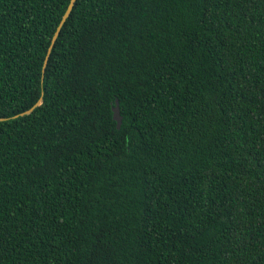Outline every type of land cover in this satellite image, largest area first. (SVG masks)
I'll list each match as a JSON object with an SVG mask.
<instances>
[{
    "label": "trees",
    "instance_id": "obj_1",
    "mask_svg": "<svg viewBox=\"0 0 264 264\" xmlns=\"http://www.w3.org/2000/svg\"><path fill=\"white\" fill-rule=\"evenodd\" d=\"M68 3L0 0V264H264V0H76L41 82Z\"/></svg>",
    "mask_w": 264,
    "mask_h": 264
},
{
    "label": "water",
    "instance_id": "obj_2",
    "mask_svg": "<svg viewBox=\"0 0 264 264\" xmlns=\"http://www.w3.org/2000/svg\"><path fill=\"white\" fill-rule=\"evenodd\" d=\"M76 3V0H69V3L51 37V40H50V44L47 48V51H46V54H45V57L43 59V63H42V68H41V82L43 81V78H44V73H45V69H46V66H47V63H48V60H49V57H50V54L52 52V49L54 47V44L60 34V31L62 29V27L64 26L66 20L69 18L71 12H72V9L74 7ZM42 102V98L40 97L38 99V101L32 106L30 107L29 109L17 114V115H14L10 118H0V122L2 121H6V120H10V119H15V118H18L20 116H25V115H28L30 114L36 107H38ZM112 118L113 120L116 122V128L117 129H120L121 127V124H122V117L120 115V111H119V105H118V101L115 100V105L114 107L112 108Z\"/></svg>",
    "mask_w": 264,
    "mask_h": 264
}]
</instances>
